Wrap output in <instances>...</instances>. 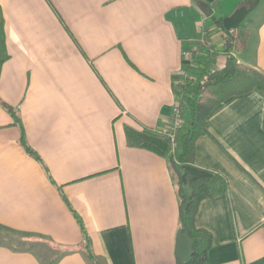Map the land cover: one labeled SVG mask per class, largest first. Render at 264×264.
Segmentation results:
<instances>
[{
    "label": "crops",
    "instance_id": "crops-1",
    "mask_svg": "<svg viewBox=\"0 0 264 264\" xmlns=\"http://www.w3.org/2000/svg\"><path fill=\"white\" fill-rule=\"evenodd\" d=\"M203 1L222 18L243 4ZM0 8L8 53L0 69V227L65 248L52 264H175L179 209L167 158L129 146L125 128L168 126L173 83L210 17L192 0H0ZM250 13L247 42L232 53L264 74V0ZM210 38L221 66L220 34ZM18 117L39 158L21 145ZM206 129L181 173L185 184L214 172L227 182L195 214L196 227L211 234L204 264H264V96L226 98ZM41 258L0 245V264Z\"/></svg>",
    "mask_w": 264,
    "mask_h": 264
},
{
    "label": "trees",
    "instance_id": "trees-1",
    "mask_svg": "<svg viewBox=\"0 0 264 264\" xmlns=\"http://www.w3.org/2000/svg\"><path fill=\"white\" fill-rule=\"evenodd\" d=\"M192 1L196 6L197 3L203 7L213 6L203 0ZM248 1L250 0H243V3ZM212 15L209 16V23L203 27L202 41L195 42L190 50V63L179 74L177 82L173 83L175 99L181 115L184 118L186 116L184 128H179L174 136L159 130L138 131L130 127L125 128L129 146L146 148L167 158L178 197L179 230L192 243L191 256L186 260L177 257L175 264H204L207 261L211 234L196 227L195 214L202 199L221 193L227 188L226 179L217 172L189 184L183 183L181 179L182 166L194 162L197 137L207 132L206 123L209 113L216 105L232 95L255 90L264 96V74L240 62L232 53L233 49L245 46L248 27L241 24L234 30H227L222 24V17L215 16L213 19ZM212 32L219 33L222 40L220 51L225 58L221 66H217L216 63L218 51L215 50L210 38ZM7 58L4 19L0 8V69ZM2 104L16 115L10 106L4 102ZM18 125L21 128V145L29 154L39 158L24 137L19 117ZM70 209L84 232L79 216L71 207ZM0 245L12 250L34 252L39 257L42 256L41 261L44 264H52L66 250L43 236L11 232L3 227H0ZM84 248L88 259L93 261L94 256L87 242L84 243ZM68 250L73 249L68 248Z\"/></svg>",
    "mask_w": 264,
    "mask_h": 264
},
{
    "label": "water",
    "instance_id": "water-1",
    "mask_svg": "<svg viewBox=\"0 0 264 264\" xmlns=\"http://www.w3.org/2000/svg\"><path fill=\"white\" fill-rule=\"evenodd\" d=\"M260 0H250L246 3L241 4L237 7L230 15L222 18V24L227 30H234L238 28L244 19L258 6ZM198 7L204 12L205 15L211 16L212 10L210 6H202L197 3ZM214 19L215 16L212 15ZM175 254L178 258L186 260L192 254V243L180 230L177 232L176 236V247Z\"/></svg>",
    "mask_w": 264,
    "mask_h": 264
},
{
    "label": "built area",
    "instance_id": "built-area-1",
    "mask_svg": "<svg viewBox=\"0 0 264 264\" xmlns=\"http://www.w3.org/2000/svg\"><path fill=\"white\" fill-rule=\"evenodd\" d=\"M182 123L183 119L181 117V110L179 109L177 102H175L172 106L171 119L169 121L168 126L160 129L159 131H161L162 133H166L170 136H174L176 131L181 128Z\"/></svg>",
    "mask_w": 264,
    "mask_h": 264
},
{
    "label": "rangeland",
    "instance_id": "rangeland-1",
    "mask_svg": "<svg viewBox=\"0 0 264 264\" xmlns=\"http://www.w3.org/2000/svg\"><path fill=\"white\" fill-rule=\"evenodd\" d=\"M259 8H262L261 5H260ZM257 10H258V9H257ZM249 16H252V13H250V14L248 15V17H249ZM243 22L246 23V19H245ZM183 119H185V120H183V121L186 122V116H185V118H183ZM185 122L182 123L181 128H184V126H185Z\"/></svg>",
    "mask_w": 264,
    "mask_h": 264
},
{
    "label": "bare ground",
    "instance_id": "bare-ground-1",
    "mask_svg": "<svg viewBox=\"0 0 264 264\" xmlns=\"http://www.w3.org/2000/svg\"><path fill=\"white\" fill-rule=\"evenodd\" d=\"M181 117H182V115H181ZM182 119H183V117H182Z\"/></svg>",
    "mask_w": 264,
    "mask_h": 264
}]
</instances>
